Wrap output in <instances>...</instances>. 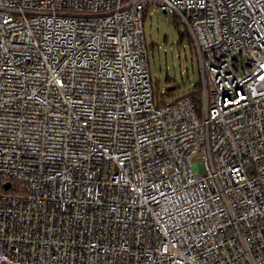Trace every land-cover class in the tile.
Returning <instances> with one entry per match:
<instances>
[{
  "label": "built area",
  "instance_id": "obj_1",
  "mask_svg": "<svg viewBox=\"0 0 264 264\" xmlns=\"http://www.w3.org/2000/svg\"><path fill=\"white\" fill-rule=\"evenodd\" d=\"M151 5L200 107L157 102ZM0 264H264V0H0Z\"/></svg>",
  "mask_w": 264,
  "mask_h": 264
},
{
  "label": "rangeland",
  "instance_id": "obj_2",
  "mask_svg": "<svg viewBox=\"0 0 264 264\" xmlns=\"http://www.w3.org/2000/svg\"><path fill=\"white\" fill-rule=\"evenodd\" d=\"M144 30L153 82L159 83L163 93L172 82L180 86L173 93L165 94L166 102L194 91L202 78L197 51L192 49L187 38L181 41L188 31L187 26L179 17L151 5L144 21Z\"/></svg>",
  "mask_w": 264,
  "mask_h": 264
},
{
  "label": "trees",
  "instance_id": "obj_3",
  "mask_svg": "<svg viewBox=\"0 0 264 264\" xmlns=\"http://www.w3.org/2000/svg\"><path fill=\"white\" fill-rule=\"evenodd\" d=\"M148 10H149V7H147V8L145 9V12H144V21H145V18H146V15H147ZM173 16H175V15H173ZM175 17H177V16H175ZM177 18H178V17H177ZM185 38H187V39L189 40V44L191 45L192 49H193L194 51H196V47H195V44H194V40H193L191 34L189 33V31H187V32L182 36L181 41H183ZM167 80H169V79H167ZM176 84H177V83L172 82V83H171V86L167 89L166 93H163V92H161V90H160V88H159V83H153L154 90H155V94H156V99H157V102H158L159 104L166 103V100H165V98H164V97H165V94H167V93H170V94H171V93H173L175 90H177V89L180 88V86H178V85L176 86ZM156 85H157V92H156ZM186 95H187V96H188V95L193 96V98L195 99L196 105H197L198 107H200L201 104H202V95H203V82H202V79H201V81L195 86L194 91H192V92H190V93H188V94H186Z\"/></svg>",
  "mask_w": 264,
  "mask_h": 264
},
{
  "label": "water",
  "instance_id": "obj_4",
  "mask_svg": "<svg viewBox=\"0 0 264 264\" xmlns=\"http://www.w3.org/2000/svg\"><path fill=\"white\" fill-rule=\"evenodd\" d=\"M9 186V184L7 185V187Z\"/></svg>",
  "mask_w": 264,
  "mask_h": 264
}]
</instances>
